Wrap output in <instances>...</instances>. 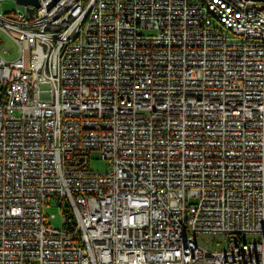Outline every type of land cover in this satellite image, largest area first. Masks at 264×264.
<instances>
[{
    "label": "built area",
    "instance_id": "built-area-1",
    "mask_svg": "<svg viewBox=\"0 0 264 264\" xmlns=\"http://www.w3.org/2000/svg\"><path fill=\"white\" fill-rule=\"evenodd\" d=\"M39 2L0 13V264H264V3Z\"/></svg>",
    "mask_w": 264,
    "mask_h": 264
},
{
    "label": "rangeland",
    "instance_id": "rangeland-1",
    "mask_svg": "<svg viewBox=\"0 0 264 264\" xmlns=\"http://www.w3.org/2000/svg\"><path fill=\"white\" fill-rule=\"evenodd\" d=\"M23 10L26 11L25 6L20 5L16 0H0V13L7 14L9 17L12 14H15V11ZM0 38H2L5 42L4 46L10 49L11 52L14 51V46L9 41V39L0 31ZM90 167L93 171L105 172L109 169V164L105 159H102L100 151H92ZM65 204V202H64ZM46 215L55 214L54 218L50 217L51 225L56 228L63 227V208L57 203L55 199H49L44 208ZM210 237H214L211 235H205L197 237V240L200 242L209 241Z\"/></svg>",
    "mask_w": 264,
    "mask_h": 264
},
{
    "label": "trees",
    "instance_id": "trees-1",
    "mask_svg": "<svg viewBox=\"0 0 264 264\" xmlns=\"http://www.w3.org/2000/svg\"><path fill=\"white\" fill-rule=\"evenodd\" d=\"M64 216L66 218V227L74 229L76 226L75 218L70 206L66 205L63 209Z\"/></svg>",
    "mask_w": 264,
    "mask_h": 264
},
{
    "label": "water",
    "instance_id": "water-1",
    "mask_svg": "<svg viewBox=\"0 0 264 264\" xmlns=\"http://www.w3.org/2000/svg\"><path fill=\"white\" fill-rule=\"evenodd\" d=\"M20 5H32L34 7H39L41 4L39 0H16ZM57 1V0H55ZM264 3V0H257ZM32 11V9L30 10Z\"/></svg>",
    "mask_w": 264,
    "mask_h": 264
}]
</instances>
